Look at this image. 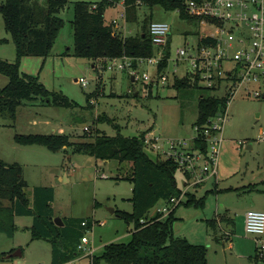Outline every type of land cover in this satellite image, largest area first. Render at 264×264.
I'll list each match as a JSON object with an SVG mask.
<instances>
[{
  "label": "rangeland",
  "instance_id": "1",
  "mask_svg": "<svg viewBox=\"0 0 264 264\" xmlns=\"http://www.w3.org/2000/svg\"><path fill=\"white\" fill-rule=\"evenodd\" d=\"M73 1L69 0L60 11L65 25L51 54L26 55L20 60V69L23 73L39 76L49 89L62 92L77 105L22 104L15 119L0 115V158L22 166L30 207L34 210L45 207L54 221L56 217L64 221L62 225L55 222L58 227L56 246L60 250L65 246L74 247L78 238L74 231L82 229L89 245L94 247V255L80 254L73 259V264H94L95 256L104 251L106 244L128 242L132 237L134 222L116 214V210L133 211L130 199L133 182L118 177L130 168L131 163L97 160L92 155L74 153L72 146L52 151L39 144H19L15 135L55 132L70 135L72 141H91L98 129L109 135L117 133L110 121L98 120L100 115H106L114 119L125 135L154 132L163 143L185 139L190 148H200L193 139L198 98L200 95H221L224 87L209 89L200 84L202 88H177L173 86L171 74L167 83L145 80L140 77L143 71L149 70L153 78L157 70V66L147 63L137 68L140 78L133 81L129 69L110 68L111 63L105 66L102 59L77 56L71 23ZM151 13L150 21H166L172 25L173 57L177 46L196 39L198 24L182 18L178 11H168L159 5L153 8L141 6L136 21L126 20L124 6L120 3L108 7L105 15L107 22H118L114 26L117 31L131 35L141 32L143 18ZM3 37L9 41L0 43V56L14 60L15 45L0 11V38ZM68 48L70 50L66 51ZM180 66L183 68L182 64ZM172 67L171 63L170 70ZM81 77L88 80L87 86L79 81ZM8 81L9 78L0 73V87ZM97 90L99 93L89 99V95ZM80 124L89 128L80 127ZM263 131L264 97L250 96L240 89L228 104L227 120L218 136L217 175L209 172L204 181L193 186L192 180L191 184L185 185L186 178L181 170L176 172L178 185L182 192L186 190L182 200L188 199L186 192L189 191L197 198L204 196L205 203L201 206L178 205L174 212L177 219L173 233L192 243L205 244L210 264H264V257H255V235L248 234L245 228L248 210H264V139L259 138ZM160 153V157H165ZM38 187L48 190L38 194ZM157 206H162V201ZM157 206L150 215L157 211ZM214 218L217 219L216 228L207 222ZM225 218L233 219L230 233ZM82 219L95 223L84 228L80 225ZM34 221V214H19L15 217L17 230L12 235L0 231V264H53V243L47 238H33ZM18 249L22 252L20 255L8 257ZM98 264L109 263L100 258Z\"/></svg>",
  "mask_w": 264,
  "mask_h": 264
},
{
  "label": "trees",
  "instance_id": "2",
  "mask_svg": "<svg viewBox=\"0 0 264 264\" xmlns=\"http://www.w3.org/2000/svg\"><path fill=\"white\" fill-rule=\"evenodd\" d=\"M189 0H75L73 1V18L71 20L77 56L102 59L106 66L110 60L131 59L134 68L140 67V58L156 54V46L149 33L151 15L142 21L139 33L123 35L114 28L113 22H107L106 10L110 6L122 2L127 21H136L141 6L153 8L159 5L168 11H178L182 18L196 23V18L186 13ZM69 0H3L0 11L6 30L10 33L15 45L16 58L8 60L0 56V73L9 78L8 83L0 87V115L15 119L18 107L22 104H48L54 106L75 107L77 103L62 92L49 89L39 78L23 73L20 60L26 55L48 56L57 41L65 19L60 11L68 5ZM96 4V7H93ZM150 21V22H149ZM9 38H0V43ZM70 48L66 49L69 51ZM170 45L165 48V57L160 61L156 73L163 72L168 65ZM155 73V75H156ZM173 86L177 88L199 85L198 80L192 82L188 76H175ZM99 90L89 95L92 99ZM228 97L224 95H200L198 98V115L194 127H202L207 120L227 108ZM98 120H108L117 129V133L109 135L96 130L94 139L72 141L70 135L60 133H17L15 140L19 144H39L52 151L73 147L74 153L94 156L97 160H117L119 164L130 162V168L118 177L133 182V211L116 210V214L127 221L134 222L132 237L128 242H112L105 245L104 251L95 256L94 264L100 258L109 264H209L208 247L205 244L190 242L186 237L175 236L173 233L174 215L180 204L201 206L205 197L197 198L194 193L186 192L188 199L182 200L166 216L157 212L153 217L152 210L159 202H169L172 197H179L182 188L178 185L176 172L184 171L172 158H162L152 155L145 147V131L135 135H125L113 118L100 115ZM197 147L207 151L208 139L201 132L194 137ZM27 181L23 176L22 166L8 163L0 158V231L12 235L17 230L15 217L19 214H34L32 225L33 238H47L53 243V264H63L75 259L81 253L77 247L84 236L83 230L77 232V242L74 247L65 246L60 250L55 237L58 227L53 217L43 207L34 210L26 193ZM47 187H38L37 193L47 191ZM46 201H44L45 203ZM48 204V201L46 202ZM223 220V219H221ZM228 232L233 228V219L225 218ZM87 224L83 225L82 222ZM208 224L216 228L217 219H208ZM94 220L82 219L80 225L92 227ZM66 248V249H65ZM256 248L255 257L258 256ZM62 255V258H59ZM263 259V258H262ZM264 260V259H263Z\"/></svg>",
  "mask_w": 264,
  "mask_h": 264
},
{
  "label": "built area",
  "instance_id": "3",
  "mask_svg": "<svg viewBox=\"0 0 264 264\" xmlns=\"http://www.w3.org/2000/svg\"><path fill=\"white\" fill-rule=\"evenodd\" d=\"M93 5L96 7V4ZM185 11L196 18V24L199 25L194 42L177 46L173 57L172 25L166 21L153 20L149 25V33L158 52L147 58H140L139 62L140 65L147 63L158 68L160 61L165 57V48L170 45L168 65L163 72H157L153 78L149 70L143 71L140 77L167 83L170 81L169 74L171 78L176 75L188 76L192 82L197 79L199 85H203L204 88L224 87V93L221 95L228 97L227 107L240 89L247 95L264 97V0H189ZM112 22L115 27L118 25L116 20ZM169 61L173 65L172 70ZM110 63V68L129 69L131 75L140 78L130 58L113 59ZM179 69L182 70L181 73L178 72ZM79 81L83 86L88 85V80L84 77ZM258 84L260 86H255ZM226 120L227 108L211 116L204 126H195V136L198 131L207 136L208 146L205 152L194 146L190 148V145L188 146L190 143L185 139L163 143L153 131H150L153 132L151 134L145 133V147L154 155H161L162 152L165 155L163 158L175 160L189 173L185 185L191 184L192 180L191 185L195 186L204 181L209 172L215 176L218 173L220 152L218 136ZM84 128L89 127L85 125ZM259 138L264 139V131ZM184 191L179 197H172L169 202H163L162 206L157 207V212H161L163 216L168 215L180 203ZM82 224L86 225L87 222L83 221ZM245 228L248 234L255 235L258 256L263 258L264 210H248ZM89 243L88 237L84 235L77 247L82 255L88 257L93 256L95 251ZM64 264H73V260Z\"/></svg>",
  "mask_w": 264,
  "mask_h": 264
},
{
  "label": "water",
  "instance_id": "4",
  "mask_svg": "<svg viewBox=\"0 0 264 264\" xmlns=\"http://www.w3.org/2000/svg\"><path fill=\"white\" fill-rule=\"evenodd\" d=\"M135 78H136V77H135L134 75H132V80H133V81H135ZM111 211L113 212L114 209H112ZM156 214H157V211H155V213H154L152 216L155 217ZM55 222H56L57 224H59V225H62V224L64 223V221H63L60 217H56V218H55ZM21 253H22L21 250L18 249V250H16V251L12 252L11 254H9L8 257L14 256V255H20Z\"/></svg>",
  "mask_w": 264,
  "mask_h": 264
},
{
  "label": "crops",
  "instance_id": "5",
  "mask_svg": "<svg viewBox=\"0 0 264 264\" xmlns=\"http://www.w3.org/2000/svg\"><path fill=\"white\" fill-rule=\"evenodd\" d=\"M119 4V3H118ZM120 4H122L123 5V3L122 2H120ZM86 124H80V127H84ZM249 147H252V144H249ZM185 176V175H184ZM185 184H186V181H185ZM163 203V202H162ZM158 207V206H157ZM153 212H155V210L153 211ZM52 258H53V256H52ZM59 258H62V255L59 257ZM77 258V257H76ZM53 261V260H52ZM68 262V261H67ZM64 264V263H63ZM210 264V263H209Z\"/></svg>",
  "mask_w": 264,
  "mask_h": 264
}]
</instances>
